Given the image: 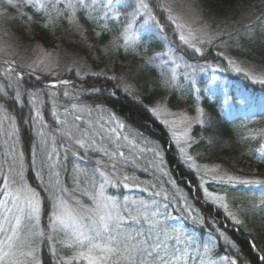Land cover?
<instances>
[{"label": "snow or ice", "instance_id": "6c2138e0", "mask_svg": "<svg viewBox=\"0 0 264 264\" xmlns=\"http://www.w3.org/2000/svg\"><path fill=\"white\" fill-rule=\"evenodd\" d=\"M8 2L10 7L21 6L13 5L12 0ZM22 4L25 13L22 19L30 29L35 25L54 34L66 24L89 47L92 46L87 44L89 31L93 39L100 40L115 30V38L99 50L107 56L111 48L117 56L140 57L143 63L125 74L133 83L126 82L125 75L97 71L82 75L69 69L65 76L81 80L91 76L95 82L90 91L81 90L83 95L61 93L68 100V106L61 111L55 102L57 93L50 89L75 88L70 79H61L46 67L19 66L14 60L0 59V114L10 126L5 131L4 120L0 119V133L6 137L0 152V264H52V260L55 264H264V237L248 228V210L238 209L229 195L241 188L264 186V181L221 174L218 168L202 169L197 158L203 153L191 154L202 143L213 145L218 140L205 135L197 139L192 135L193 121L201 127L207 123L205 130L214 131L199 106L201 90L194 78L197 71L226 70L208 61L213 38L205 39L204 34L186 31L184 25L165 15L162 0H120L119 3L118 0H22ZM82 20L91 28H86ZM138 20L155 26L161 46L166 50L144 56L137 49L132 29ZM177 37L178 44L173 42ZM203 45L208 46L207 50ZM3 54L6 51L0 48V55ZM215 57L227 60L236 74L264 86V78L249 77L248 72L223 52L215 53ZM95 59L98 61L99 57ZM191 59L196 63H189ZM201 60L206 63L200 64ZM181 67L185 71L179 72ZM146 68L158 73L151 90L163 94L150 108L138 99L142 93L134 86L136 75ZM38 71L41 75H36ZM25 76L39 83H43L42 77H53V82L44 88L30 89L25 86ZM144 89H148L147 84ZM184 92L197 94L195 117L183 109L172 110L173 98ZM120 95L143 107L154 122L170 132L168 143L178 149L179 166H186L196 181L195 185L188 181L190 189L194 187L197 193L194 199L208 210L212 219L194 208L176 187V181L165 169L161 144L150 141L140 132L131 138L124 134L128 129L125 120L130 118L121 119L114 110L105 107ZM42 96L52 101L51 122L45 119L42 109L46 101ZM85 98L92 103H87ZM8 106L17 108L19 118L8 114ZM25 108H28L26 114ZM248 132L247 139L258 144L250 156L264 164V131ZM149 144L154 146L147 147ZM25 148L30 162L26 160ZM146 152H151L154 158L142 166L140 160ZM29 170L35 186L29 183L26 175ZM136 171L153 176L159 173L168 179L160 180L158 185L140 180ZM165 182L175 189L174 193L165 190L162 186ZM210 185L222 191H211ZM121 189H138L141 195H122ZM250 209L264 212V196L258 207L253 203ZM177 211L180 218L200 227L189 230L172 225L170 221L176 218L173 213ZM45 212L46 225L42 223ZM205 225L207 232H204ZM237 233L243 235L242 243L233 238ZM45 246L51 257L48 261L44 258Z\"/></svg>", "mask_w": 264, "mask_h": 264}, {"label": "trees", "instance_id": "16d2710c", "mask_svg": "<svg viewBox=\"0 0 264 264\" xmlns=\"http://www.w3.org/2000/svg\"><path fill=\"white\" fill-rule=\"evenodd\" d=\"M197 4H199L205 16L212 21L213 24L217 22V20L225 19V17H232L234 15L233 10H237L241 8L240 2L250 3V0H195ZM3 26V34L5 37L10 35V39L12 42L17 44L18 46H28L31 42L34 41H42L46 45H54L57 40L56 35L60 38L63 43L70 44L72 46H79L78 38L72 34L70 31H65L64 33H49L41 30L38 27H34L35 25L31 26V29L25 23H16L15 24H8L2 25ZM34 27V28H33ZM64 29V26L61 27ZM238 35V44L235 49V54L238 57L243 59L244 64H255L258 67H264V41H256L249 38L244 33V29H240L237 32ZM9 41V40H8ZM174 41L178 44L179 41L177 38ZM10 42V41H9ZM82 51V50H81ZM84 52V51H83ZM86 57L91 61L90 56L88 53L85 54ZM105 55H103V58ZM132 57H124L122 56L120 60L114 61V63H106L103 61H97L92 63V68L94 70H100L103 73L117 74V75H125L129 69L134 68L136 64H142L143 61L136 57L135 59ZM225 65H222L224 67ZM148 77H144L143 73L140 71L134 80V84L137 86V89H144V85H148V89L151 88L152 84L156 81L157 76L148 70H144ZM125 80L128 83H133V80L128 78L125 75ZM95 82L94 77H87V80L80 79V86H76L75 89L78 91L79 95H83V92H88L91 89L92 84ZM100 84L104 83L103 79L99 81ZM32 88H44V86L40 85L36 82L27 83L25 86ZM99 86V84H97ZM261 89L264 90V86H261ZM83 90V92L81 91ZM246 93H250L251 95H256L252 90H245ZM234 93V91H233ZM235 98V95L233 94ZM47 105L49 112L51 111L52 101L51 99L46 96ZM87 103L91 104L92 101L85 98ZM221 100L220 97H218ZM55 102L57 103L58 107L67 106L68 100L63 99L59 94H57L55 98ZM109 109L114 110L120 117L122 118H130L126 119L128 123L133 126H138L142 130L141 133L150 139H157L160 141L162 145L163 153H164V166L165 169L170 173L173 179L176 181V187L180 189L181 193L186 195L189 199V202L196 208L202 215L205 217L212 219L213 217H209L208 210L206 208H202L200 203H197L194 199L192 191L188 188L187 183L185 181H179V176H187L189 180L195 185L196 181L193 179L192 174H190L186 168V166L181 167L178 164L176 156L172 153L175 151V147L168 143L166 134L161 133L163 132L162 127L152 120L149 114L144 110L143 107H140L138 104L134 103L133 101L125 98L123 95H120L116 100L112 101L110 104H106ZM16 109V107H14ZM219 113L221 117L223 115V109L221 105H218ZM25 114L28 112V109L25 108ZM224 121V120H223ZM151 123L155 130L159 133L163 134V137L153 133L151 129H148V126L145 123ZM225 128L219 127L218 137L214 133L212 137L218 138L217 142L213 145H208L207 143H202L199 147H197L202 153H204L208 158L212 160L222 161L225 169L227 171L233 172L238 174L239 176H246V177H257L264 181V164L259 163L255 160V158L247 156L244 154V151L240 149V142H239V135L245 131H248L254 127L264 125V115L258 116L256 118L248 119V120H233L229 124L224 121ZM168 144H170V149H167ZM249 156V155H248ZM213 161V162H217ZM174 165H176V170H174ZM149 175V174H148ZM168 177H164L163 180L167 181ZM165 190L169 193H174L175 189L168 183H164ZM216 186L210 185V189H215ZM229 195L233 197V202L238 206L243 205L242 210H248L247 214V226L250 230L255 232L257 235L264 237V221L262 219L257 218L262 212H255L250 209V206L253 203V199L256 198L255 193L245 192L243 188L238 189L235 192H230ZM214 212V209L212 210ZM177 218L183 222L191 223L190 220H185L180 218V214L177 211L175 213ZM193 226V225H192ZM195 228H199V225L193 226ZM209 229L207 225L204 226V232H207ZM241 236L237 234L233 237L236 242L242 243L243 242V235L240 233ZM51 258H46L45 260L48 261ZM52 264H55L52 260Z\"/></svg>", "mask_w": 264, "mask_h": 264}, {"label": "rangeland", "instance_id": "374dc122", "mask_svg": "<svg viewBox=\"0 0 264 264\" xmlns=\"http://www.w3.org/2000/svg\"><path fill=\"white\" fill-rule=\"evenodd\" d=\"M170 2V0H169ZM176 10L179 13L184 14L182 19H179L177 23L184 25L188 30H191L192 32H195L200 29L199 26L196 25L195 20L196 17L193 15V9L191 6H189V3L185 0H177L175 3ZM201 34H205V31L202 30ZM39 47L35 50L34 56L32 59V66H36L37 68H44L46 67L47 70H50L54 67H58L61 63H67L70 67L75 66L78 67L81 63V60H78L76 57V54H71L73 57L64 59L61 55L60 51H48L41 47V45H38ZM64 55V54H63ZM7 60H14L13 58H7ZM15 61V60H14ZM42 62V63H41ZM168 119H172V117H167ZM8 126L6 128V131L9 130ZM2 139H0V147L3 146L4 138L3 133ZM3 148V147H2Z\"/></svg>", "mask_w": 264, "mask_h": 264}]
</instances>
